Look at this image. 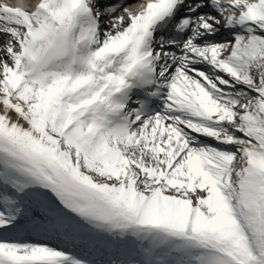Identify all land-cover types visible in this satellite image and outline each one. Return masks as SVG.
<instances>
[{
  "label": "snow or ice",
  "instance_id": "1",
  "mask_svg": "<svg viewBox=\"0 0 264 264\" xmlns=\"http://www.w3.org/2000/svg\"><path fill=\"white\" fill-rule=\"evenodd\" d=\"M99 4L0 3V264H264V0Z\"/></svg>",
  "mask_w": 264,
  "mask_h": 264
},
{
  "label": "bare ground",
  "instance_id": "2",
  "mask_svg": "<svg viewBox=\"0 0 264 264\" xmlns=\"http://www.w3.org/2000/svg\"><path fill=\"white\" fill-rule=\"evenodd\" d=\"M131 0H129V1H127L126 3H124V5L125 6H127L128 8L130 7L131 9H133L134 8V5H133V3L132 2H130ZM101 5H103L104 6V4H103V2H101L100 4H99V8H101ZM129 5V6H128ZM104 8V7H103ZM106 8V7H105ZM119 11V10H118ZM117 11V12H118ZM215 15H217V16H219V14L218 13H214ZM113 15H115V13L113 14ZM118 16V15H117ZM103 17H104V19L105 20H107L108 19V14H105V15H103ZM227 30H225V29H223V28H221L220 29V32H222L223 33V35L224 36H226V37H230L231 36V34H229V32H226ZM217 39H220L221 37H216ZM30 238L31 239H41V238H50V237H46V236H40V235H37V234H32L31 236H30ZM51 238H53V239H55L56 241H59V242H62L63 243V241H61V240H57L56 238H54V237H51Z\"/></svg>",
  "mask_w": 264,
  "mask_h": 264
},
{
  "label": "rangeland",
  "instance_id": "3",
  "mask_svg": "<svg viewBox=\"0 0 264 264\" xmlns=\"http://www.w3.org/2000/svg\"><path fill=\"white\" fill-rule=\"evenodd\" d=\"M120 14H122V9H120L118 12L115 13V15H120Z\"/></svg>",
  "mask_w": 264,
  "mask_h": 264
}]
</instances>
